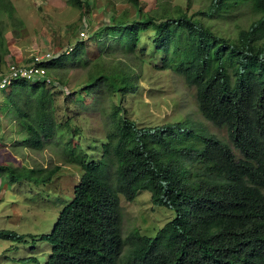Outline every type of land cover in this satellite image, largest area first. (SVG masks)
<instances>
[{"label": "trees", "instance_id": "16d2710c", "mask_svg": "<svg viewBox=\"0 0 264 264\" xmlns=\"http://www.w3.org/2000/svg\"><path fill=\"white\" fill-rule=\"evenodd\" d=\"M208 1L191 11V0L186 6L163 0L151 9L131 0L134 14L123 10L88 33L92 42H102L97 50L85 39L70 53L49 49L54 56L41 66L50 75L57 71L64 86L70 68L85 71L83 81L60 94L74 103L69 111L98 106L105 130L99 158H90L95 141L83 134L80 111L78 117L59 120L54 84L18 77L6 90L0 111L15 120L17 146L42 150L62 140L64 161L84 170L52 230L42 234L51 244L44 264H264V0ZM68 3L89 9L88 0ZM244 4L257 14L247 27L227 32L216 27V19ZM15 12L12 0H0V15L12 19ZM4 41L0 28V65L10 53ZM159 53L154 67L172 70L195 87L198 110L227 129L232 145L190 117L140 125L114 100L139 89L146 63ZM36 54L13 63L30 64ZM5 140L0 137V144ZM59 167L0 160V186L5 171L12 180L40 183L54 178ZM144 190L175 216L153 237L138 230L125 240L117 231L108 234L103 227L119 221L120 194L133 200ZM25 236L0 228V238ZM125 243L129 246L119 262Z\"/></svg>", "mask_w": 264, "mask_h": 264}, {"label": "rangeland", "instance_id": "374dc122", "mask_svg": "<svg viewBox=\"0 0 264 264\" xmlns=\"http://www.w3.org/2000/svg\"><path fill=\"white\" fill-rule=\"evenodd\" d=\"M12 1L16 7L12 19L9 18V14L0 15V20L3 19L0 28L5 36V45L7 39L8 44L16 37L25 40L27 32L31 34L33 42L38 43L31 44L30 36L28 37L26 43L33 45L31 46L33 51L47 46H58L62 51L65 46L75 45L81 39L79 35L81 30H87L91 35L98 27L107 25L112 15H118L123 10L130 11L131 15L135 11L131 0H88L89 9L84 11L85 13L80 8L71 7L68 0ZM161 1L163 0H140L145 9L154 8ZM208 2V0H191V11L203 9ZM171 3L186 6L188 0H171ZM255 18L257 14L251 5L244 4L227 18L216 19L214 22L217 28L227 32L236 31L238 27H247ZM19 19L22 20V24L17 23L16 20ZM147 36L152 39V36ZM89 38L85 40L89 41L91 50H97L102 42L100 40L92 42L95 39ZM136 52L139 53L138 50ZM160 58L159 53L146 63L137 91L129 92L125 97L114 95V100L120 101L127 108L126 115L144 126H156L190 117L203 122L210 132L232 145L227 129L205 119L198 110L195 87L187 84L181 75L172 70L154 67L160 64ZM54 71L50 70V73L58 78L54 84V91L59 92L57 100L60 104L59 120L64 121L68 114L71 117H78L80 111L83 117L80 124L85 127V132L89 138L93 136L98 138L94 142L96 150L90 151V158H99L105 142V138L102 137L105 130L98 106L87 109L73 108L69 111L74 103L70 99L65 100V96L60 94L64 84L61 83L58 72L54 73ZM60 72L62 73V70ZM85 76L83 68H70L66 76V81H69L66 87L73 90L72 86L83 81ZM6 92L4 89L0 90V104L5 99ZM93 97L94 95L90 94L88 100L92 102ZM13 120L12 116L8 118L0 111V137L6 136L5 143L0 144V160L16 162L22 160L31 165L41 163L48 167L58 164L60 167L54 178L40 183L26 179L15 181L12 180L9 171L2 173L5 181L0 186V228L15 230L26 236L21 241L0 238V264H44L51 250V244L42 239V234L52 230L58 213L65 203L64 200L72 198L73 185L81 175V170L76 164L71 165L64 161L62 140L59 143L50 141L42 150L18 147L14 141L18 133L12 130L11 125ZM121 204L124 210L122 230L124 233L128 231V234L138 230L153 237L157 230L176 214L169 207L154 204L148 190L140 191L133 201L122 196ZM25 258L26 260H23Z\"/></svg>", "mask_w": 264, "mask_h": 264}, {"label": "clouds", "instance_id": "9594fccd", "mask_svg": "<svg viewBox=\"0 0 264 264\" xmlns=\"http://www.w3.org/2000/svg\"><path fill=\"white\" fill-rule=\"evenodd\" d=\"M82 31H84L85 32V35L83 36V35H81V32ZM79 35H80V37H81V39H88L89 38V34H88V32H87V30H81L80 32H79ZM51 47H53V46H47V47H45V48H43V49H39V50H36V51H34V52H36L37 54H44L45 52H47V51H49V49L51 48ZM67 48V50H66V52L67 53H70V52H72V50L74 49V45H70V46H65L64 47V49H66ZM42 50H45L43 53H40ZM49 52H51V53H53V55H54V52H52V51H49ZM10 63H13V61H9V64ZM9 64L7 65V66H9ZM2 72H4L3 70H0V73H2ZM16 79V78H15ZM15 79H13L9 84H7L5 87H0V90H2V89H5V90H7L12 84H13V81L15 80ZM27 79H29V80H32L31 82H33V81H35V79H31V78H27ZM41 79H43V80H45L48 84H55V82H56V78H55V76H53V75H50L49 74V72L47 71V74H46V76L43 78H41ZM63 88H65V89H67L66 88V86H63ZM141 125V124H140ZM83 134H86L87 136H88V134H87V132H85V133H83ZM89 137V136H88ZM91 139H93V141H96L98 138H94V136L93 137H91ZM68 164H71V165H74V164H72V163H68ZM77 167H79V166H77ZM79 169L81 170V175L78 177V180L79 179H81V176H82V174H83V169L81 168V167H79ZM78 180H77V182L76 183H78ZM76 183H74V185H73V188H74V186H75V184ZM73 194V193H72ZM139 194V193H138ZM122 196H124V198L125 199H127L126 198V196L124 195V194H120V216H119V221L117 222V223H113L112 225H110V226H106V227H103L105 230H106V232L108 233V234H110V235H112V234H114L116 231L118 232V234L120 235V237H122L124 240L126 239V236L128 235V231H127V233H124L123 232V230H122V223H123V207H122V204H121V197ZM137 197V196H136ZM127 200H129V199H127ZM134 200V199H133ZM132 200V201H133ZM102 227V226H101ZM126 245L124 246V248H123V252L121 253V254H119L118 255V257H117V260L120 262V260H123L124 259V257H125V254H126V251H127V249H128V243H125Z\"/></svg>", "mask_w": 264, "mask_h": 264}, {"label": "built area", "instance_id": "2783aa9c", "mask_svg": "<svg viewBox=\"0 0 264 264\" xmlns=\"http://www.w3.org/2000/svg\"><path fill=\"white\" fill-rule=\"evenodd\" d=\"M81 35H85V32L82 31ZM53 53L47 51L44 54H36L34 60L30 64L17 65L16 63H10L8 69L0 73V87H5L13 79L18 77L24 78H44L47 74V71L44 67L41 66L43 61L53 58Z\"/></svg>", "mask_w": 264, "mask_h": 264}, {"label": "crops", "instance_id": "0c3cea01", "mask_svg": "<svg viewBox=\"0 0 264 264\" xmlns=\"http://www.w3.org/2000/svg\"><path fill=\"white\" fill-rule=\"evenodd\" d=\"M12 34L14 35L13 32H12ZM26 34H27L26 35L27 37H25V40H22V38L16 37L15 40L9 42V44H8V39H7L6 45H7V48L9 49L10 53L6 54L5 62L0 65L1 66L0 70H4L6 68V66L9 64V61L27 62L29 60V57L31 56L32 51H33L32 47H31L33 45H31V44H38V43L33 42V39L31 38V34L29 35V33H27V32H26ZM6 37H7V35H6ZM28 37H29V42L31 44L26 43ZM23 41H24V43H23ZM44 41L46 42V39ZM25 45H27V46H25Z\"/></svg>", "mask_w": 264, "mask_h": 264}]
</instances>
